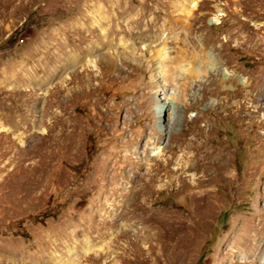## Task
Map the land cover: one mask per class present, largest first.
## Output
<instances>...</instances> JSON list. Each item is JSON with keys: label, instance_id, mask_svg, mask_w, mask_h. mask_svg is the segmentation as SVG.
Segmentation results:
<instances>
[{"label": "rangeland", "instance_id": "obj_1", "mask_svg": "<svg viewBox=\"0 0 264 264\" xmlns=\"http://www.w3.org/2000/svg\"><path fill=\"white\" fill-rule=\"evenodd\" d=\"M0 264H264V0H0Z\"/></svg>", "mask_w": 264, "mask_h": 264}, {"label": "bare ground", "instance_id": "obj_2", "mask_svg": "<svg viewBox=\"0 0 264 264\" xmlns=\"http://www.w3.org/2000/svg\"><path fill=\"white\" fill-rule=\"evenodd\" d=\"M198 20L197 18H191V23H192V29L191 31H189V33L194 34L195 31H196V25L197 24ZM91 24V23H90ZM92 25V24H91ZM93 30L96 31L95 27H93ZM74 31V29H73ZM76 32V31H75ZM108 32V31H107ZM107 32H104L105 34V37H107ZM70 33V32H69ZM110 33V32H109ZM189 35V39L190 40H193V37ZM178 36V35H177ZM180 38V37H179ZM175 39V38H174ZM177 40V44H182L183 41L180 40V39H176ZM188 41V40H187ZM169 43V42H168ZM172 44V41L170 42V45ZM81 45V44H80ZM187 45V44H186ZM189 45V43H188ZM122 48L123 47H126L124 45H121ZM199 46V45H198ZM80 47V46H79ZM129 48V47H128ZM195 48V47H194ZM198 48V47H197ZM71 49V48H70ZM133 49V48H132ZM77 51L78 53H74V54H67V61L69 62V64H71V66H74V67H77L79 66L81 60L83 59V61H85V63H88V66H91L93 67V65L95 67H97V60L92 56V51L90 49V47H88L87 49L86 48H82L80 47L79 49L77 48ZM118 50V49H117ZM76 51V50H75ZM179 51V50H178ZM117 52V51H116ZM100 53H105V50L104 51H101L99 52ZM171 54L169 55H166V53H163L162 54H158V59H159V62H160V65L163 66V69L159 72L160 76L163 78L161 79L164 83H169V84H173L174 85V94L171 95V91L170 89H166V94H167V97L165 98L166 101L169 100V101H172L174 102V104L176 105H179L181 108L184 109L185 112H189V110H191L193 107H194V103H193V98L191 97L193 91L198 87V84L199 83H204V80L207 79V78H210L211 76V73L208 72L207 70L206 71H203V70H200V69H197V68H194V69H191V70H185V71H180L178 68H174L172 67V64H174V61L173 59L170 57L172 55V52H170ZM82 56V57H81ZM182 56V55H180ZM84 57V58H83ZM81 58V59H80ZM188 58V57H187ZM182 59H186L185 56H182ZM62 60V59H61ZM176 60V59H175ZM157 61H155V58L151 57V60L150 62H148V67L153 70L157 65L156 63ZM203 62H207L208 65H211L213 63V60L211 59V57L207 56L206 57V60H204ZM116 61L115 63H111V67H115L116 66ZM194 64H198V61L196 60L194 62ZM68 66V65H67ZM73 69V67H70ZM139 68H142V67H139ZM69 70V69H68ZM141 72H144L145 70L142 68L140 69ZM48 71V70H47ZM71 71V70H70ZM72 72V71H71ZM71 75V74H70ZM146 78V77H145ZM203 79V82L201 81ZM227 80V79H226ZM70 84L74 83V78H72L70 81H69ZM209 86H205V89H204V98H203V101L206 100V97L212 95V91H210V89H208ZM223 90V89H222ZM158 102H156L157 104ZM242 105V104H241ZM240 105V106H241ZM241 108H239L240 110ZM168 112H165V114H167ZM162 114L163 112L159 113L158 116H157V119H161L162 117ZM173 124H175V121L172 120V121H169V122H164V126L165 125H168L169 127H171ZM73 127V126H71ZM161 127L159 126V128H157V126H155V130H154V133L155 134H160V133H163L160 131ZM163 130V129H162ZM73 133V131L71 132ZM153 135L150 136V138L145 142V147H144V151H149L150 150V146L152 145V141H153ZM68 141H69V148H70V155H73V144L74 141H73V135H69L68 137ZM198 142V141H197ZM198 144V143H197ZM202 143H200L201 145ZM199 145V147H200ZM205 145V144H204ZM203 145V146H204ZM194 146V145H193ZM198 146V145H197ZM198 149V147H197ZM172 150H178L173 148ZM180 150V149H179ZM184 150H187L189 151V146L186 147ZM203 150V149H202ZM189 153V152H188ZM115 154H117V152H115ZM133 155H137V151H134L132 153ZM196 154V153H195ZM203 154V153H202ZM122 155V154H121ZM130 155V154H129ZM193 156V155H192ZM192 156H189V158L191 160H188L187 161V165H189V168H191V166H194V168L196 170H198L199 166H200V160H196L195 159V156L192 157ZM199 156V155H198ZM197 156V157H198ZM196 157V158H197ZM204 157V156H203ZM117 158V157H116ZM122 159H125L126 161L127 160H132L134 159L132 156H124L122 157ZM208 159V158H207ZM140 160H137V164L141 165V162H139ZM147 161V160H146ZM151 160L148 159V162H150ZM156 161V160H154ZM196 161L198 162V164L196 163ZM204 161V160H202ZM212 161V160H211ZM214 161V160H213ZM210 162L211 165H215L216 164V161L215 162ZM118 163V162H117ZM219 164V163H218ZM186 165V164H185ZM161 167V166H160ZM204 168V167H203ZM178 169V168H177ZM180 170V168L178 169ZM177 177V176H176ZM192 177H194V175H192ZM123 179V178H122ZM149 180V179H148ZM133 181V180H132ZM188 182H185L184 185L186 186ZM120 186V185H119ZM179 186V185H178ZM188 186V185H187ZM133 187V186H132ZM187 188V187H186ZM125 189V188H124ZM123 189V191H124ZM110 190V189H109ZM122 189L119 187L117 188H112L111 192H110V195L111 196H115L116 193L118 192H121ZM148 191L147 188H144V189H140V190H133V189H130V190H125L124 192H122L123 194H125V196L129 197L133 194L137 195V196H141V195H145L146 192ZM136 192V193H134ZM108 193V192H107ZM108 196V195H107ZM117 197V196H116ZM135 197V196H134ZM122 199V198H120ZM107 200V199H106ZM123 200V199H122ZM109 201V200H108ZM111 202V201H110ZM109 204V202H107ZM115 203V202H114ZM118 203V202H117ZM129 203L130 204H135V205H141L142 204V201H138V202H127L125 203L126 206H129ZM147 204V203H146ZM105 206V205H104ZM112 206V205H111ZM142 206V205H141ZM147 206V205H146ZM131 207V206H130ZM128 208V207H127ZM256 237V236H255ZM254 239V238H253ZM255 241V240H254ZM260 240L258 238L257 240V248H256V251L260 250L259 249V246H260ZM241 246V245H240ZM233 250V249H232ZM229 251V250H228ZM255 251V252H256ZM255 252L253 254H255Z\"/></svg>", "mask_w": 264, "mask_h": 264}]
</instances>
